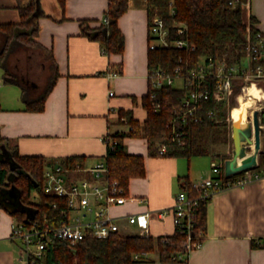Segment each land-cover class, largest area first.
I'll return each instance as SVG.
<instances>
[{
    "label": "trees",
    "instance_id": "trees-1",
    "mask_svg": "<svg viewBox=\"0 0 264 264\" xmlns=\"http://www.w3.org/2000/svg\"><path fill=\"white\" fill-rule=\"evenodd\" d=\"M59 1L64 6V0ZM146 1L149 28L156 16L162 17L169 29L170 40L186 38L194 44V48L175 45L149 48V74L155 69L174 73L180 66L186 84L183 87L166 84L155 88L148 77V92L141 97L146 118L141 121L135 118L131 109H121L118 123L126 125L128 129L110 131L109 136L104 138L107 150L102 158L108 167L106 179L117 180L127 195L131 179L144 177L146 166L144 154L127 150L126 137L145 138L147 152L151 157H185L188 160L200 155L231 157L222 149L230 139L229 122L226 120L228 101H216L210 89L209 97L201 101L202 105L195 111L197 117L194 119L189 113L185 114L183 98L196 86V79L190 75V70L209 55L228 54L230 60L240 59L246 49L249 32L244 0ZM16 7L19 20L0 22V64L3 79L5 83L21 87L26 110L42 111L59 76L53 51L37 39L41 29L40 18L46 13L40 7L39 0H17ZM128 7L129 0H108L106 21L95 27L89 26L86 19L81 22L85 34L99 40L105 53L124 52L125 36L119 26V18ZM258 21L252 12L250 30L253 41L256 40L259 29ZM179 23L186 26L183 33L177 30ZM27 50H40L46 64V77L41 90H31L28 76L21 74L12 64L14 55ZM115 69L121 73L122 63ZM239 90L240 85H236L235 95ZM235 95L231 98V107L235 106ZM262 117L264 119V114ZM174 127L181 131L180 135H175ZM3 145L9 151V156L3 153ZM162 145L166 146V150L160 153L159 147ZM85 158V155H71L54 164L66 165L73 170L77 168V161L84 166ZM48 164L49 160L44 155L20 154L9 138L0 132V206L8 210L16 221L27 223L37 219L41 223L57 225L64 217L66 198L44 190V173ZM252 169L264 173V147L260 151L258 165ZM242 173L243 171L231 176L222 174V178L225 183H234ZM183 178V190L189 197L197 199L192 207L191 229L195 240L202 242L207 232V205L212 195L202 197L204 190L195 188L188 175ZM33 191L37 192L38 200H33ZM186 239L187 232L179 227H175L170 234L159 236L122 234L120 231H114L107 237L88 235L76 244L68 239L56 238L47 245L43 260L46 264H153L155 259L150 255L157 252L161 263L181 264L178 254L186 251ZM253 245L259 243L253 241ZM143 252H148L149 256L145 257Z\"/></svg>",
    "mask_w": 264,
    "mask_h": 264
},
{
    "label": "crops",
    "instance_id": "crops-1",
    "mask_svg": "<svg viewBox=\"0 0 264 264\" xmlns=\"http://www.w3.org/2000/svg\"><path fill=\"white\" fill-rule=\"evenodd\" d=\"M39 2L46 15L40 18L37 39L53 51L59 76L44 110L29 111L21 87L5 83L2 73L0 132L20 154L44 155L49 160L48 166L71 155H85L84 167L89 168L103 160L107 132L128 129L118 123L121 109H131L141 121L146 118L141 97L149 89L147 1L129 0L128 9L119 18L125 36L121 54L105 53L99 40L85 34L81 25L85 19L91 27L104 21L108 0H64V6L59 0ZM16 5L17 0H0V22L19 20ZM256 16L257 26L264 29V15ZM32 51L28 54L30 74L26 75L32 89L37 91L45 81L46 64L40 50ZM32 56L38 57V61ZM119 63H122L120 74L111 78L100 74L115 69ZM37 71L44 78H34ZM125 145L129 152L145 155L146 174L131 179L132 199L110 206V213L120 217L119 231L135 234L126 232L131 223L125 216L150 210L152 235L172 233L175 229L172 214L160 219L157 211L172 207L175 196L184 189L181 179L184 174L196 181L194 170L190 166L188 173L182 172L178 160L181 157L149 156L145 138L126 137ZM87 174L81 170L70 176ZM14 221L15 217L0 206V264H23L22 244L11 237ZM253 241L259 245H253ZM263 243L264 176L213 192L207 205V232L201 245L190 253L189 264H264Z\"/></svg>",
    "mask_w": 264,
    "mask_h": 264
},
{
    "label": "built area",
    "instance_id": "built-area-1",
    "mask_svg": "<svg viewBox=\"0 0 264 264\" xmlns=\"http://www.w3.org/2000/svg\"><path fill=\"white\" fill-rule=\"evenodd\" d=\"M243 5L247 13L249 32L247 34V46L240 59L230 60L228 54L209 55L203 57L190 70V75L196 79V86L183 98V106L185 114L189 113L194 119L197 117L195 111L200 109L201 101L209 97L210 89L216 101H228V106L233 94L235 95L236 85H240V93L247 90L245 92H248L247 94L252 87L256 86L264 96V87L260 85V81L264 80V29H258L256 40L253 41L250 30L252 2L251 0H244ZM104 21H106V17ZM185 28L183 23H179L177 30L179 33H183ZM168 35L169 29L163 18L156 16L149 28V48L169 47L171 45L180 48H194V44L190 43L188 39L170 40ZM100 74L111 78L120 73L116 69H108ZM148 77L151 80V85L155 88L166 84L174 85L177 78L181 79L182 84L175 86L183 87L186 84L184 76L181 75L180 66L175 69L174 73L155 69L151 71V74L148 73ZM113 93L111 90L110 95ZM239 97V94L235 95L236 99H240ZM173 132L176 136L181 134V131L176 127L173 128ZM108 136L109 132L104 138ZM165 150V145L159 147L160 153ZM226 152L228 155L231 154L230 151ZM226 159L219 157V161L215 159L212 161L214 176L193 182L195 188L204 190L202 197L234 185H245L264 176V173L248 169L243 171L236 182L225 183L222 174H225L224 163ZM76 165L77 168L73 170L62 164L49 165L45 169L44 190L66 198L67 208L59 224L41 223L37 219H32L27 223L16 220L13 222L11 237L19 240L22 244L21 259L23 264H46L43 260L46 255V247L56 238L68 239L72 244H76L88 235L107 237L114 231L120 230V217L110 213V206L124 203L132 197L124 194L123 188L117 180L108 181L106 179L108 167L104 159L89 168L81 166L78 161ZM81 170L87 171L88 174L76 178L70 176L73 171ZM196 203V198L189 197L186 191L182 190L175 196L171 208L157 211L160 219H165L168 214H172L174 226L187 232V239L184 244L186 251L178 254L182 260L181 264H189L190 253L202 243L195 240L196 237L192 234L191 229L193 225L192 207ZM125 218L129 223L137 225L142 236L152 235L150 228L152 211L130 213ZM142 254L145 257L149 256L148 252Z\"/></svg>",
    "mask_w": 264,
    "mask_h": 264
},
{
    "label": "rangeland",
    "instance_id": "rangeland-1",
    "mask_svg": "<svg viewBox=\"0 0 264 264\" xmlns=\"http://www.w3.org/2000/svg\"><path fill=\"white\" fill-rule=\"evenodd\" d=\"M252 2V12L253 14L255 15H259V14H262L264 15V0H251ZM33 52L32 50H27V51H21L19 53H17L16 55L13 56V62L15 64V67L17 68V70L19 72H21V74H27L29 75L30 74V69H29V64H30V60H29V57H28V54ZM27 53V54H26ZM32 59H34L36 62L38 61V57L36 56H32ZM1 64H0V75L2 76V73L3 71H1ZM40 71V70H38ZM36 72L34 74V78L37 77L38 80H40L41 78H44V74H40V72ZM43 73V72H41ZM182 84V81L181 79H176L174 81V85H181ZM1 85H4L3 84V81H2V84ZM44 83L40 85V90L42 89ZM260 85L264 87V80L263 81H260ZM256 87V86H254ZM31 90H33L31 88ZM34 91V90H33ZM247 91V90H246ZM245 91V92H246ZM41 92V91H40ZM244 91H242V93H240V90L239 92L236 94V95H240V99H236V103H235V106L234 107H231V105L228 106V114H227V117H226V120L229 122V128H230V136H229V141L227 144L223 145L222 146V149L226 150V151H230V156H232L233 154V148H234V144H233V138H232V122L234 121L233 120V116L235 115L234 113V109L236 108H244V115L245 116V122H249V121H252L253 119V113L255 110H258L259 111V118H260V121H261V125L263 126V134H262V139H261V144L262 146L264 147V119H262L263 117V111H264V96H263V93L262 91L259 90V98H250L251 95L245 93ZM261 93V94H260ZM251 101L250 102V105L249 106H243V104L241 103V101ZM232 109V112H230V110ZM231 113V115H230ZM243 123V124H244ZM254 149V147H249L248 148V152H252ZM213 159L219 161V157H213L211 155H200V156H193L190 160H188L187 158L185 157H181V158H178L179 160V163H180V169L182 170V172L184 173H188V169L189 167L191 166V168L194 170V173H193V176L196 178V181L197 180H202L204 178H207V177H210V176H214L215 173L213 172L212 170V161ZM184 175H187V174H184ZM183 180V183H184V178L182 177L181 178ZM32 198L33 200H38V194L36 191H33L32 192ZM126 231V230H125ZM139 231V228L135 225V224H130V227H129V230H127L126 232H129V233H138ZM151 258L152 259H155L154 263L153 264H178V263H175V262H171V263H161L158 259V253L157 252H153L151 253Z\"/></svg>",
    "mask_w": 264,
    "mask_h": 264
},
{
    "label": "water",
    "instance_id": "water-1",
    "mask_svg": "<svg viewBox=\"0 0 264 264\" xmlns=\"http://www.w3.org/2000/svg\"><path fill=\"white\" fill-rule=\"evenodd\" d=\"M263 126L259 118V111L255 110L252 121L244 124L232 122L233 154L224 163L225 174L231 176L239 172L252 169L258 165L259 154L263 146L261 144ZM249 147H254L248 152ZM2 151L9 156V151L3 145ZM13 195V192L11 193Z\"/></svg>",
    "mask_w": 264,
    "mask_h": 264
},
{
    "label": "bare ground",
    "instance_id": "bare-ground-1",
    "mask_svg": "<svg viewBox=\"0 0 264 264\" xmlns=\"http://www.w3.org/2000/svg\"><path fill=\"white\" fill-rule=\"evenodd\" d=\"M27 54V53H26ZM259 89L258 87H252L250 89V92H249V95H251L250 98H253V97H259ZM261 94V93H260ZM250 102L249 100L247 101H241V103L243 104V106H249L250 105ZM235 114L236 116L233 117V120L238 122V123H241L243 124L245 122V117L243 116L244 115V108H236L235 110ZM117 143V142H116ZM179 145V144H178ZM110 180V179H109ZM54 221V220H53ZM59 224V223H58ZM80 243V242H79ZM175 261V260H174Z\"/></svg>",
    "mask_w": 264,
    "mask_h": 264
}]
</instances>
